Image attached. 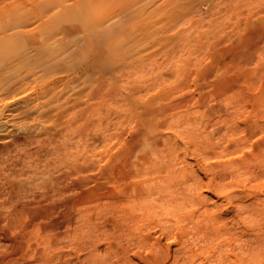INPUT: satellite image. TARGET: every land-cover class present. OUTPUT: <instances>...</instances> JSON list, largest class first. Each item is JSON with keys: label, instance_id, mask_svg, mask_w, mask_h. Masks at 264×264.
<instances>
[{"label": "rangeland", "instance_id": "obj_1", "mask_svg": "<svg viewBox=\"0 0 264 264\" xmlns=\"http://www.w3.org/2000/svg\"><path fill=\"white\" fill-rule=\"evenodd\" d=\"M179 1L181 18L175 23L162 19L158 25L161 35L112 41L92 38L89 42L104 49L103 53H92L86 48L84 28L73 30V21L68 18L58 21L57 33L37 52L34 42L41 26L32 19L25 20L20 13L23 4L31 0H0V6L12 3L13 9L19 7L16 19L7 24L5 36L0 34V46L5 53L51 56L44 64L50 72L47 79L58 76L55 87L60 96L47 103L45 108H50L51 116L42 120L36 113L26 115V103H19L14 118L19 128L5 139L0 136L2 235L15 231L6 220L15 204L29 202L52 206L58 219L71 213L76 217L75 229L64 228L59 236L66 245V255L52 253L53 264H127L124 262L128 260L129 264H212L209 258L218 254L216 248L224 240L225 224L248 227V232L264 224H254L249 221L250 213L241 212L254 200L250 188L243 187H250V183L242 165L250 161V147L264 141V50L253 53L257 55L252 63L242 57L245 48L240 41L248 23L235 10L223 7V13L214 15L216 7L213 10L211 6L215 0ZM253 1V6L249 5L253 10L264 2ZM72 2L66 0L68 6ZM156 3L172 6L167 0ZM261 6L258 10L262 12L250 19L252 23H264V3ZM3 26L2 21L1 31ZM56 55L60 62L55 66L51 58ZM228 78L241 79L240 85L230 87L225 81ZM36 84L41 90L42 83ZM236 139L240 142L237 147ZM232 148H237L240 155L228 152ZM230 158H236L231 161L234 167L242 166L243 175L222 179L219 173L231 163ZM125 174L130 179L126 180ZM135 180L141 191L146 190L147 182L154 191L146 192L152 195L145 212L137 210L136 219L128 220L124 219L125 210L114 208L113 194ZM199 182H203V188ZM196 187L201 188L197 191ZM227 191L232 193L230 198H226ZM84 192H90V198L84 199ZM192 193H198V198ZM166 226L179 243L170 245L173 256L165 261L150 238H161L166 245L169 232L162 230ZM2 235L0 238H4ZM54 235L55 231L42 227L36 237L42 241ZM144 237H149V242H144ZM2 238L0 251L6 246ZM69 241L82 243L81 248L70 251ZM199 244H203L202 249L197 248ZM182 245L195 253H181ZM254 253L258 255L259 251Z\"/></svg>", "mask_w": 264, "mask_h": 264}, {"label": "bare ground", "instance_id": "obj_2", "mask_svg": "<svg viewBox=\"0 0 264 264\" xmlns=\"http://www.w3.org/2000/svg\"><path fill=\"white\" fill-rule=\"evenodd\" d=\"M169 1L170 2L172 1V6H171V4H169L170 6H165L164 3L157 4L156 3L157 0H73L71 6H68L66 4V0H31L30 4H26V5L23 4L22 7L24 9H22V11L20 13H22V17L25 18V20L32 19V21L38 22L41 26V30H38V33L36 35V40L34 42V44L36 46L35 50L37 52H39L45 46V40L46 39L51 38L55 33H57V31H58L57 27L59 26L58 21L63 19V18H68V19H70V21H73L70 28H72L73 30H76L78 28L79 29L84 28V30L86 31L85 32V36H86L85 38L87 41V44H86L87 50L89 52H92V53L93 52L94 53H103L104 49L99 48L98 46H95L92 42H89L92 38H100V39H103L105 41H112L114 39L126 38V37L143 38V37H148V36H152V35H157V36L161 35V28H159L158 25L160 24L162 19L167 18L171 23L172 22L175 23V21L179 20L181 18V15H182L181 5L179 4L180 1L179 0H167V2H169ZM256 1H260V0H256ZM252 2H255V1L252 0ZM213 3H214V5L211 6L213 8V10L216 7L214 15L220 14L221 12L223 13L224 8H229L228 9L229 11L235 10L236 12L239 13L238 15L242 17V20L247 21L248 27H247L246 33L240 41L241 45H243V46H241V45L240 46L245 48L243 51V53H245V54L242 55V57L245 58L246 62L252 63L254 61V59H256L255 55H257V54H253V53H261L264 50V23H260V24H257L255 22L252 23L253 21L252 20L250 21V19H252L253 16H257L260 12H262L261 9L260 10H258V9L262 8L261 5L264 2L261 3V5L260 4L258 5V3H260V2L256 3L258 5V7L260 6L258 9L254 5L257 10L254 7L253 8L255 10L251 9V6L249 7V5L253 4V3H251V0H215ZM12 6H13L12 3L8 4V5L1 4V6H0V22L3 21V23H4L2 31L0 30V34H2V37H4L6 32L8 31L7 24L9 22H11L12 20L16 19V14L19 11V7L16 8V10H15L12 8ZM238 15H237V17H238ZM228 17H232V16L228 15ZM233 17H235V16H233ZM6 19H9L8 22H6ZM227 19H229V18H227ZM133 21H135V22H133ZM230 21H231V19H230ZM229 35H230V32H229ZM226 36H228V34ZM237 49H238V47H237ZM107 50L108 49L106 46L105 51H107ZM232 50H233V48H232ZM5 52H6L5 49H3V47L0 46V136H2L3 139L9 137L13 130H16L19 128L18 124L14 123V118L16 115L15 114V106H17L19 103H21V102L26 103V107L23 109L26 112V115H32V114L36 113L37 118L39 120H42L44 118H47V117L49 118L51 116L50 108L49 109L45 108L47 103L49 101H53L56 98H57V100L60 99V96L57 94L56 87H55V84L58 82V76L52 75L51 78L49 77V79H47L48 74L50 72H49L48 67L44 65L46 60H47V57L50 58L51 56H47V53H5ZM246 53H250V54H246ZM237 55H236V58L234 57V59H237V57H238ZM59 57L60 56L56 55V56H53L51 58V60L53 61V63H52L53 65L56 66L60 62V60L57 59ZM237 61H238V59H237ZM248 63H246L247 66H248ZM249 65H251V64H249ZM243 68H244V66H243ZM262 71H264V70L262 69ZM256 72H261V71L258 70ZM251 73L252 72H250V74ZM253 73H255L254 70H253ZM259 76H261V74ZM244 79L246 80V78H244ZM240 80L241 79L234 81L232 78H228L225 81H227L226 83H229L230 87L233 84H235L234 85V87H235L236 85H240ZM37 82L42 83V88L39 91L36 89V85H37L36 83ZM214 109H215V112L216 111L219 112V110L217 108L214 107ZM237 124H239V123H237ZM259 126H261V125H259ZM233 127H232V125L230 126V128H233ZM262 127H263V125H262ZM247 130H248V128H246L244 130V133ZM260 130H262V129H260ZM232 136H234V135H232ZM261 137H263V136H261ZM236 140L237 141L235 142V147H237L238 144H240V142L238 141L239 139H236ZM243 140H245V139L243 138ZM225 141H227V140H225ZM251 146H252V144H251ZM250 148H251V157L249 158L250 161H249V163H247V164L243 163V165H242L243 167L246 168L245 173L248 174L247 177H248V181L250 183V187H248L245 184H244L245 186H243V185L242 186L245 187L246 189L250 188L249 190H251V192H249V193H250V195L253 194L254 200L250 204L248 203V205L245 207V209L241 210V212L243 211L244 212L243 214H245L246 212L250 213L251 216L249 218H252V220H249V221H252L254 224H258L261 221H263V223H264V141H261V142L259 141L258 144H255L253 147H250ZM221 150L224 151L226 149H221ZM221 152L222 151H220V153ZM228 152H230L233 155H236V154H238V156L240 155V152H239V150H237V148L236 149L232 148ZM225 153H227V152H225ZM220 155H222V154H220ZM238 156H237V158H238ZM233 159H236V158H232V159L230 158L229 161H231ZM230 164H232V166H230ZM230 164L227 165L228 167L230 166L229 171H228L227 166H225V165L224 166L227 170L225 168L224 169L220 168V169H222V171L225 170L223 172L221 170H220L221 172L218 170V172H220L219 173L220 178L227 179L228 177L231 178V176H232V177H236V179H237L238 175L240 174V171L242 170V166L239 168H237V166L234 167L235 164H233V161H231ZM242 172H243V170H242ZM126 174H127V172H126ZM126 174L124 175L125 179L126 180L130 179V177L126 176ZM241 174H240V176H241ZM216 175H218V174H216ZM240 176H239V178H240ZM53 178H55V177H53ZM216 178L218 180V176H216ZM63 179H61V180L63 181ZM231 179H234V178H231ZM76 182H78V181H76ZM84 182H86V181H84ZM81 183H82V181H81ZM137 183L138 182H136V180H135L133 185L126 186L123 190H120L117 193L113 194V198L115 200V203L113 205L114 208L121 207L120 208L121 210L123 209L127 212V214H123V215H126V216H124V219H126V218L128 220L129 219H132V220L136 219L135 218V212L137 210H139L140 212H145V209L147 208L149 201H150L149 199H151V195H152V192L150 193L151 195H146V192L154 191V187L151 185V182L150 183L145 182L147 185V188H146V190H142V191H141V189H139V186H137ZM201 183H203V182H201ZM201 183L199 182L198 184L200 185ZM212 183H213V181H212ZM195 184L198 185L197 183H195ZM209 184H211V182ZM231 184H232V181H231ZM234 184H235V181H234ZM52 185H54V184H52ZM154 185H155V183H154ZM214 185H215V183H214ZM200 186H202V185H200ZM239 186H240V184H239ZM95 187H97V186H95ZM98 187H97V189H98ZM197 187H196V190H197ZM215 187H216V185H215ZM102 188H103V186H102ZM192 188H195V187H192ZM200 188H199V190H200ZM202 188H203V186H202ZM220 188H222V187H220ZM11 189L13 192L15 191L14 187H12ZM120 189H122V188L120 187ZM199 190H197V191H199ZM201 190H203V189H201ZM208 190H211V189H208ZM219 190H217L216 192H218ZM110 191L113 192L111 189H110ZM194 191H195V189H194ZM231 191H233V190H231ZM192 192H193V190H192ZM202 193H204V190ZM233 193H236V191ZM89 194H90V192L89 193L84 192L82 194L83 198L87 199L86 196H89ZM192 194L195 195V197H197L196 195L198 193H196V194L192 193ZM231 194H232L231 192L227 191V195L225 194L226 198L228 196L230 198ZM97 196H99V194H97ZM198 196H199V198H201L200 195H198ZM89 198H90V196H89ZM229 198H228V200H229ZM136 199L138 200V203H136V201H135ZM251 199H253V197ZM206 200L207 199H205V200L203 199V201H205V202H206ZM77 201H78V199H77ZM200 201H202V200L200 199ZM230 203H231V205H234L232 200L230 201ZM48 205H50V204H48ZM204 206H206V208H209L208 205H204ZM238 206H240V205H238ZM58 208H60V207H58ZM137 208H139V209H137ZM235 210H237V209H234V211ZM230 212H231V210H230ZM65 213H67V212H65ZM234 213H237V212L235 211ZM72 214L73 213H71V215H69L66 218L63 217L61 219H58L55 217V215L53 216L52 206H47V205L46 206H40L37 204H30L29 202L28 203L26 202L25 204H22V205H16L15 204L12 211L8 215V219H6L7 217L4 218L11 223V225L15 229V231L7 232L8 231L7 230L6 231L7 233H5L3 235L1 234V231H0V235H2L4 237V238H2V237L1 238L6 241V246L4 247V249L1 248L3 250L0 251V264H53V262L50 259L51 258L50 255L52 253H54V254L59 253V252L64 253V250L66 248V245L61 243V240L59 238V236H61L64 232L63 229L64 228H68L71 230L75 229L72 227H75L74 224L76 221V217H75V215H72ZM22 217L25 218L24 222L22 221V219H23ZM220 218L223 219L222 217H220ZM19 221L23 222V223L21 222L22 225H20ZM127 223L129 224V222H127ZM263 223H260V224H263ZM260 224H258V225H260ZM231 225H233V224L231 223ZM246 225L247 224H245V226ZM248 225H249V222H248ZM251 226L249 225V227H251ZM42 227H44L45 229H49L51 231H55L56 235H54L53 238L50 237L48 239H44L42 241H39L36 237V234L41 231ZM242 227H244V226H242ZM242 227L241 226H238V227L234 226L233 227V226H228L225 224V237L223 238L224 240L216 248L218 251L217 252L218 254H217V256H215L213 258H209L210 262H212V264H264V224L262 226H260V228H258V229L256 227H254L256 229L251 228L252 232H251V230H250V232H248V227H246V229L243 228L244 230L242 229ZM18 229L21 233L19 232L20 234L16 235L15 233H16V230H18ZM162 230H163V232H165V231L169 232L168 236H167L168 238L166 241L167 242L166 245L163 244L161 238H150V239L154 240V242H155L154 245L160 249L161 255L163 256L162 258H165V261H166V258L171 259L173 256L171 249H170L171 248L170 245L177 243L179 241V239H177V237L170 236L169 226H166ZM142 240L144 242H149V237H144ZM81 244H74V243L70 242L69 243L70 251H72L73 248H75V249L81 248ZM122 244L123 243H121V245ZM90 245H91V243H90ZM199 245L200 246L199 247L197 246V248L202 249L203 244H199ZM131 246H132V244H131ZM131 246H129V247H131ZM125 247H127V246H125ZM125 247H123V248L125 249ZM82 248L84 249L85 246ZM189 248L182 245L179 248V251H181V253H183V254L188 253L189 255H190V253H195L194 250H192L190 248L192 250L191 251ZM187 249H189V250H187ZM80 250H82V249H80ZM84 250H86V248ZM87 250H89V249H87ZM14 251H16V252L19 251L20 254L18 253L19 255L17 256L16 252H15V254L13 253ZM258 251H259L258 255L254 253V252L257 253ZM65 253H66V251H65ZM70 253L71 252H67V255L68 254L71 255ZM122 255H123V253H122ZM118 256L119 255H117L116 257H118ZM134 256H136V255H134ZM126 257H127V255H126ZM139 257H140V255H139ZM175 257H176V255H175ZM131 258H132V256H131ZM140 258H143V257H140ZM71 259H69V261H71ZM75 259H77V258H75ZM78 259H81V258L79 257ZM124 259H125V256H124ZM144 260H146V259L144 258ZM75 261L78 262V260H75ZM129 261H131V260H128L124 263H127V262H128L127 264L131 263ZM55 264H66V263L58 262ZM68 264H69V262H68ZM70 264H73V263L70 262ZM74 264H76V263L74 262Z\"/></svg>", "mask_w": 264, "mask_h": 264}]
</instances>
